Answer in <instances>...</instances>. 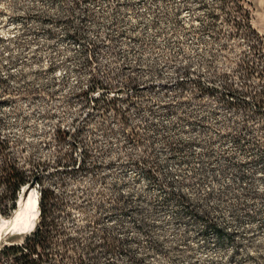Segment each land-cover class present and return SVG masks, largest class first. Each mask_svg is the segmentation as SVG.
I'll return each mask as SVG.
<instances>
[{"label":"rangeland","instance_id":"1","mask_svg":"<svg viewBox=\"0 0 264 264\" xmlns=\"http://www.w3.org/2000/svg\"><path fill=\"white\" fill-rule=\"evenodd\" d=\"M246 2L264 38V0ZM212 7L0 0V165L41 179L10 225L0 175V250L37 230L44 189L46 264H264L262 86L242 85L247 44L218 38Z\"/></svg>","mask_w":264,"mask_h":264},{"label":"trees","instance_id":"2","mask_svg":"<svg viewBox=\"0 0 264 264\" xmlns=\"http://www.w3.org/2000/svg\"><path fill=\"white\" fill-rule=\"evenodd\" d=\"M249 7L250 4L246 0H213V7L209 17L212 20V26L220 28L216 32L218 38L224 37L229 41L241 39L247 44L248 50L240 52L236 71L243 79V86L255 90L256 87L250 82L258 80L261 83L263 94L258 96L256 94L252 97L257 103L258 111H260L261 104H264V38L253 26V13ZM227 28L230 30H227ZM226 84L234 86L235 83L232 81ZM100 87V83H94L90 91H95V89ZM235 95H240V93ZM235 102L238 103L239 99ZM57 135L58 139H60L62 131L59 130ZM61 165L62 161H59L58 166L61 167ZM64 167H66V164ZM0 175L7 192L11 195L10 204L6 210L9 213L17 212L24 187H28L32 180L37 183L41 182L39 175L34 171L27 170L16 162H7L6 160H3L0 165ZM39 193L42 213L41 222L37 230L28 236L22 245L3 247L0 250V264H46L48 261L53 260L52 256H56L60 252L56 251L53 246L54 237L52 238V233H54L55 227L51 210L48 208V205L52 207L53 192L40 189ZM1 210L4 214L7 213L3 209ZM68 253L69 251L66 248L63 249V252L59 254V262L72 261L70 257H67Z\"/></svg>","mask_w":264,"mask_h":264},{"label":"bare ground","instance_id":"3","mask_svg":"<svg viewBox=\"0 0 264 264\" xmlns=\"http://www.w3.org/2000/svg\"><path fill=\"white\" fill-rule=\"evenodd\" d=\"M32 195H33V210L34 211H37V209L39 207L38 194H37V192H34ZM26 201H27V198L26 197H23L22 200H21V202H20L19 210L15 213L13 219H11L9 221V224L10 225H13L15 223V221L19 218V215L25 210L26 203H27Z\"/></svg>","mask_w":264,"mask_h":264}]
</instances>
